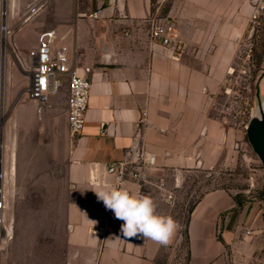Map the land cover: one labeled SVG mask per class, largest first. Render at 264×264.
Listing matches in <instances>:
<instances>
[{
	"label": "crops",
	"instance_id": "0c3cea01",
	"mask_svg": "<svg viewBox=\"0 0 264 264\" xmlns=\"http://www.w3.org/2000/svg\"><path fill=\"white\" fill-rule=\"evenodd\" d=\"M61 4L64 10L53 13V28L59 40L67 41L64 45L80 71L91 67L92 81L84 128L70 138L66 105L63 146L49 169L51 177L64 184L66 262L155 264L164 246L142 236L124 237V221L93 190L118 185L151 197L157 213L170 216L173 204L161 183L174 193L185 171L231 163L236 132L212 115L211 108L224 88L235 40L246 31V2ZM95 12L98 16H91ZM155 14L179 28L184 43L179 57L149 42V19ZM14 42L22 46L21 35ZM139 152L156 158L144 169L147 182L120 179L113 165ZM179 234L169 245L178 243ZM187 235V264H264V199L239 202L227 189L210 190L192 207Z\"/></svg>",
	"mask_w": 264,
	"mask_h": 264
},
{
	"label": "rangeland",
	"instance_id": "374dc122",
	"mask_svg": "<svg viewBox=\"0 0 264 264\" xmlns=\"http://www.w3.org/2000/svg\"><path fill=\"white\" fill-rule=\"evenodd\" d=\"M57 1L59 5H55ZM260 1L245 0L246 31L235 40L236 52L224 88L214 97L211 108L212 115L236 132L231 163L184 172L168 212L180 225L178 243L164 246L155 264L188 263L189 214L206 192L224 188L239 202L264 199V163L253 150L246 133L257 109L258 87L264 98V9L253 17ZM2 3L0 0V37ZM61 3L62 0H6V24L10 32L3 58L2 100L0 95V116L1 103L6 116L0 177L3 202L0 264H67L64 193H61L64 184L55 181L49 172L64 142L67 96L65 88L50 96L40 113L37 103L27 92L29 51L36 46L39 33L53 27V13H63ZM38 4V11L32 14L30 9ZM157 5L155 1L154 10L158 9ZM20 35L23 44L17 46L14 40ZM58 38L57 33L55 46L67 43ZM2 47L0 43V70Z\"/></svg>",
	"mask_w": 264,
	"mask_h": 264
},
{
	"label": "built area",
	"instance_id": "2783aa9c",
	"mask_svg": "<svg viewBox=\"0 0 264 264\" xmlns=\"http://www.w3.org/2000/svg\"><path fill=\"white\" fill-rule=\"evenodd\" d=\"M38 7L39 4L34 5L30 12L35 14L39 9ZM263 9L264 1L261 0L253 11V17L256 18ZM91 16L97 17L98 13L95 12ZM6 27L4 28L1 25L2 30ZM56 36L57 32L53 27L41 31L36 46L29 51L30 67L28 73L30 82L27 92L37 103L38 112L41 113L49 97L59 93L66 87L69 135L71 139H75L82 132L86 121L85 115L92 84L89 77L91 67H82L83 70L80 71L77 61L70 57L68 47L66 45H54ZM148 38L151 44L159 45L170 51L174 57H179L182 53L184 43L179 28L171 19L157 14L152 16L149 19ZM155 161L154 155L139 152L135 158L118 161L113 167L116 168L120 179L131 177L147 182L144 178V169L153 165ZM159 186L165 190L166 200L173 202L175 200L173 191L166 190L163 183ZM2 207L3 202L0 199V237L2 236Z\"/></svg>",
	"mask_w": 264,
	"mask_h": 264
},
{
	"label": "clouds",
	"instance_id": "9594fccd",
	"mask_svg": "<svg viewBox=\"0 0 264 264\" xmlns=\"http://www.w3.org/2000/svg\"><path fill=\"white\" fill-rule=\"evenodd\" d=\"M93 191L117 219L124 221L121 232L126 238L142 236L167 246L180 228L171 216L158 214L154 200L147 195L113 184H104Z\"/></svg>",
	"mask_w": 264,
	"mask_h": 264
},
{
	"label": "water",
	"instance_id": "95a60500",
	"mask_svg": "<svg viewBox=\"0 0 264 264\" xmlns=\"http://www.w3.org/2000/svg\"><path fill=\"white\" fill-rule=\"evenodd\" d=\"M6 1L2 3V26L6 27ZM5 49L2 47V59H1V70H0V95L2 100V92L4 90V55ZM257 109L255 114L249 121L246 133L249 143L251 144L253 150L258 155L262 163H264V98L260 95V87L257 88ZM6 116H0V177L2 176V147H3V128ZM1 188V182H0Z\"/></svg>",
	"mask_w": 264,
	"mask_h": 264
},
{
	"label": "bare ground",
	"instance_id": "6f19581e",
	"mask_svg": "<svg viewBox=\"0 0 264 264\" xmlns=\"http://www.w3.org/2000/svg\"><path fill=\"white\" fill-rule=\"evenodd\" d=\"M9 32H10V30L8 29V27H6V29L3 28V30H2V36L0 38V43L3 45V49H5V46L7 45L6 39H7V35ZM4 115H5V113L3 111V105L1 103V116H4ZM13 168H14V166H13Z\"/></svg>",
	"mask_w": 264,
	"mask_h": 264
},
{
	"label": "trees",
	"instance_id": "16d2710c",
	"mask_svg": "<svg viewBox=\"0 0 264 264\" xmlns=\"http://www.w3.org/2000/svg\"><path fill=\"white\" fill-rule=\"evenodd\" d=\"M187 240H188V235H187ZM188 258H189V250H188Z\"/></svg>",
	"mask_w": 264,
	"mask_h": 264
}]
</instances>
